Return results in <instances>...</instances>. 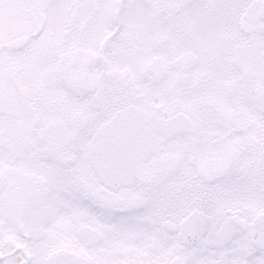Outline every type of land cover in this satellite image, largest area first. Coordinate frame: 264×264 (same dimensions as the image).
<instances>
[{"label": "snow or ice", "instance_id": "snow-or-ice-1", "mask_svg": "<svg viewBox=\"0 0 264 264\" xmlns=\"http://www.w3.org/2000/svg\"><path fill=\"white\" fill-rule=\"evenodd\" d=\"M0 264H264V0H0Z\"/></svg>", "mask_w": 264, "mask_h": 264}]
</instances>
